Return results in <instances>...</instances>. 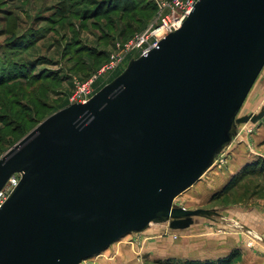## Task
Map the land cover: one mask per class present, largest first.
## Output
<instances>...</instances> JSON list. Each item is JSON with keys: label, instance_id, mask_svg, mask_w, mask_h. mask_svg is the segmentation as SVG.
<instances>
[{"label": "water", "instance_id": "1", "mask_svg": "<svg viewBox=\"0 0 264 264\" xmlns=\"http://www.w3.org/2000/svg\"><path fill=\"white\" fill-rule=\"evenodd\" d=\"M264 68V0H198L182 25L85 103L0 158V264H81L131 233L219 216L174 201L237 135Z\"/></svg>", "mask_w": 264, "mask_h": 264}, {"label": "rangeland", "instance_id": "2", "mask_svg": "<svg viewBox=\"0 0 264 264\" xmlns=\"http://www.w3.org/2000/svg\"><path fill=\"white\" fill-rule=\"evenodd\" d=\"M95 1L98 0H0V58L7 56V60H1L0 69L5 68L7 79L12 77L0 83V158L40 122L67 107L74 80L83 81L87 79L85 74L98 71L116 41L143 31L157 13L147 11L161 0H131L136 11L132 21L130 17L126 20H130V29L120 21L119 13L96 9ZM61 2L68 9L66 15L58 9L54 11ZM97 11L106 15L89 20ZM10 12H14L13 16H9ZM10 21L16 27L11 23L10 28ZM25 34L38 36V42L31 46L10 45L11 36ZM137 57L129 55L120 67L99 77L91 94L121 74ZM15 63L21 67L7 68ZM262 108L264 68L238 117L258 113ZM258 161H264V118L255 124L239 125L231 145L174 201L185 209H216L218 217L184 230H171L167 223L151 224L81 264H185L217 261L232 254H237L232 264H247V249L264 257V191L251 195L255 184L264 183V176L251 177L247 185L242 183L221 197L224 187L242 168ZM253 260L249 258L248 262Z\"/></svg>", "mask_w": 264, "mask_h": 264}, {"label": "built area", "instance_id": "3", "mask_svg": "<svg viewBox=\"0 0 264 264\" xmlns=\"http://www.w3.org/2000/svg\"><path fill=\"white\" fill-rule=\"evenodd\" d=\"M198 0H161L157 4L155 19L140 33L126 42L116 41L108 54L106 62L83 81L74 80V88L69 96V105L85 103L91 97V87L95 81L120 67L130 55L138 57L155 47L169 33L177 30L194 9ZM20 175L15 173L9 177L0 190V206L17 186Z\"/></svg>", "mask_w": 264, "mask_h": 264}, {"label": "trees", "instance_id": "4", "mask_svg": "<svg viewBox=\"0 0 264 264\" xmlns=\"http://www.w3.org/2000/svg\"><path fill=\"white\" fill-rule=\"evenodd\" d=\"M130 1L131 0H98V1L94 2L93 6L96 9H99V8L105 9L106 11H108L107 13H110V12L119 13L120 14L119 18H121L120 21L123 22L124 25L127 26L128 29H130L131 24H128V23L130 22V20L131 21L133 20L132 19L133 18L132 13H134V11H136V8H134V6L132 5V2H130ZM57 9H58V11L63 13L64 15L68 14V12H67L68 9H66V7H65V2H61L60 4H58L54 8V11L56 12ZM156 11H157V7L151 6L150 10L147 12L149 14H151V13H156ZM13 14H14V12H10L9 16H13ZM127 14H130V15L125 16ZM103 15H106V14H103V13L97 11V12H95V14L91 18H89V20L99 18V17H103ZM129 17H130V20L126 21L127 18H129ZM11 23L13 25H15V27H16V24L13 21H10L9 27H10ZM94 25H98V23L95 22ZM13 28H14V26H13ZM130 37H132V36H130ZM130 37L126 38L125 40H121V41H127L128 39H130ZM9 41H10V45H22L24 43H27V44H30V46H31V45H35V43L38 42V36H33V34H25V35H21V36L20 35H17V36L14 35V36L10 37ZM69 51L67 52L68 54L71 53ZM97 53H99V52H97ZM89 57H94V55L93 56L90 55ZM107 58H108V54H107L104 62L107 60ZM3 59L7 60V56L2 57V59L0 58V62ZM13 65H9V66H7V68L21 67L19 65L17 67L16 63ZM22 67H23V65H22ZM98 67H96V68H98ZM94 69H95V67H94ZM32 71H35V69H33ZM92 72H93V70L88 72L87 74H85L84 79L88 78L91 74H93ZM5 75H6L5 68H1L0 69V81H1L0 83L5 82V80H9V79L11 80L12 79V77L7 79L6 77H8V76L5 77ZM262 176H264V161L254 162L252 164L245 166L224 187V189L221 193V197L226 196L227 194H229V192L233 191L234 189H238V187L241 186L242 183L246 184V182L249 178H251V177H261L262 178ZM245 184H243V188L246 187L247 184L246 185ZM253 187H255L254 189H256V190L253 191V193L251 192L252 196H257L258 195L257 192L259 193V192L264 191V183L263 184L257 183ZM236 257H237V254H232V255H229L225 258L219 259L217 261H195L194 260V261L186 262L185 264H232V262L236 259Z\"/></svg>", "mask_w": 264, "mask_h": 264}, {"label": "crops", "instance_id": "5", "mask_svg": "<svg viewBox=\"0 0 264 264\" xmlns=\"http://www.w3.org/2000/svg\"><path fill=\"white\" fill-rule=\"evenodd\" d=\"M244 256L247 257V258H245V260L247 259V264H264V257H257L254 253H252V250L251 249H247L246 252H245V254H244ZM249 258L250 259L251 258H255V260H253L254 262L249 263L248 262Z\"/></svg>", "mask_w": 264, "mask_h": 264}]
</instances>
